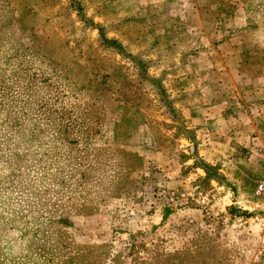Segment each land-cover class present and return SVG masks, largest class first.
<instances>
[{"label": "rangeland", "instance_id": "rangeland-1", "mask_svg": "<svg viewBox=\"0 0 264 264\" xmlns=\"http://www.w3.org/2000/svg\"><path fill=\"white\" fill-rule=\"evenodd\" d=\"M115 7L0 0V264H264V119L188 139L152 19Z\"/></svg>", "mask_w": 264, "mask_h": 264}, {"label": "crops", "instance_id": "crops-1", "mask_svg": "<svg viewBox=\"0 0 264 264\" xmlns=\"http://www.w3.org/2000/svg\"><path fill=\"white\" fill-rule=\"evenodd\" d=\"M112 1L116 14L146 10L152 19L164 53L156 61L159 85L188 139L255 142L264 119V0ZM244 113L249 125L240 120Z\"/></svg>", "mask_w": 264, "mask_h": 264}, {"label": "built area", "instance_id": "built-area-1", "mask_svg": "<svg viewBox=\"0 0 264 264\" xmlns=\"http://www.w3.org/2000/svg\"><path fill=\"white\" fill-rule=\"evenodd\" d=\"M256 191L257 193L264 194V181L258 184Z\"/></svg>", "mask_w": 264, "mask_h": 264}]
</instances>
